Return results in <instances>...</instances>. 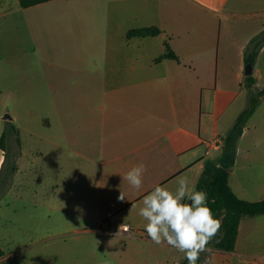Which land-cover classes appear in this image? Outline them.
Listing matches in <instances>:
<instances>
[{
	"label": "crops",
	"instance_id": "1",
	"mask_svg": "<svg viewBox=\"0 0 264 264\" xmlns=\"http://www.w3.org/2000/svg\"><path fill=\"white\" fill-rule=\"evenodd\" d=\"M235 18L246 28L235 29L230 23ZM259 20L261 29L251 33L248 27ZM145 27L162 33L127 36ZM263 29L264 0H50L28 8L19 0H0V34H9L0 60L10 62L11 98L18 97L23 83L27 93L34 91L37 73L40 82H51L53 74L75 71L83 76L81 81H97L101 89L75 90L68 94L70 100L65 95L69 92L57 86L52 97L58 101L36 113L34 124L22 126L18 117L12 118L18 130L12 137L22 147L20 132L26 130L28 139L52 140L80 148L85 156L104 157L103 182L129 195L121 210L134 207L127 210L130 223H121L119 230L124 224L148 237L147 221L138 215L143 197L156 186L175 191L180 177H188L196 189L205 160L221 153L211 145L222 139L247 105L245 49ZM166 41L179 61H157ZM64 51L84 58L71 66L61 58ZM263 56L264 47L254 67L256 90L264 88ZM3 89L0 86V92ZM77 100L86 107L78 108ZM263 145L264 100L239 141L230 174V186L243 199H264ZM6 147L0 148V175L9 158ZM30 153L44 156L45 151ZM24 155L22 150L14 157L13 174L20 171ZM139 164L147 171L136 190L123 177Z\"/></svg>",
	"mask_w": 264,
	"mask_h": 264
},
{
	"label": "rangeland",
	"instance_id": "2",
	"mask_svg": "<svg viewBox=\"0 0 264 264\" xmlns=\"http://www.w3.org/2000/svg\"><path fill=\"white\" fill-rule=\"evenodd\" d=\"M230 23L235 29L246 28L243 26L246 23L237 18ZM261 27L262 20H259L248 29L254 33ZM8 36L0 34V49L7 47L4 44L9 42ZM61 58L73 66L84 56L76 55V51H64ZM9 63V59L0 60V86L4 87V92H0V139L5 133L9 151L7 166L0 175V244L6 251L0 264L180 263L183 253L166 243L157 245L149 237L139 236L134 227L131 234H119V225L130 223L127 210L134 207L121 210L129 195L123 193L125 199L120 200L122 189L113 185L109 188L103 182L107 168L100 161L104 157L98 153L85 156L79 154L80 148L62 146L52 140L28 139L26 130L20 132L22 147L12 137L17 127L5 115L18 117V124L28 127L34 124L36 113L49 110L58 101L52 97L57 86L69 92L65 94L67 97L77 90L97 91L100 83L89 78L81 81L83 76L75 71L53 74L51 82H40L41 76L37 73L32 80L35 92L27 93L23 83L18 97L11 98ZM260 86L264 87V80ZM77 102L78 108L86 107L83 102ZM38 149L45 151L44 156L31 155V150ZM22 150L25 155L20 161V171L13 174V159ZM114 228L113 234L106 232ZM243 229L244 235L235 252L209 247L208 264H264V215L246 217Z\"/></svg>",
	"mask_w": 264,
	"mask_h": 264
},
{
	"label": "trees",
	"instance_id": "3",
	"mask_svg": "<svg viewBox=\"0 0 264 264\" xmlns=\"http://www.w3.org/2000/svg\"><path fill=\"white\" fill-rule=\"evenodd\" d=\"M23 8H28L50 0H19ZM162 33L157 27H145L133 29L128 33V37L133 36H156ZM165 53L157 59H174L179 61V57L172 50L168 41L165 43ZM264 47V29L248 43L245 49V64L255 67L260 51ZM244 85L248 90V102L245 109L239 114L234 125L222 137L221 153L217 158H207L204 169L199 177L196 190L204 191L208 196V206L212 209L215 218L219 219L222 227L219 234L213 238L208 247H213L219 251L233 252L236 249L240 226L244 217H257L264 215V199L251 201L239 197L229 183L231 170L234 167L238 155L239 141L247 127L251 117L264 100V88L255 89L256 77L245 76ZM15 132L18 134L17 128ZM0 148L7 151L6 134L0 139ZM16 169V168H15ZM14 169V170H15ZM6 256V251L0 244V259ZM206 252L200 254L197 264H205ZM178 264H188L187 259Z\"/></svg>",
	"mask_w": 264,
	"mask_h": 264
},
{
	"label": "clouds",
	"instance_id": "4",
	"mask_svg": "<svg viewBox=\"0 0 264 264\" xmlns=\"http://www.w3.org/2000/svg\"><path fill=\"white\" fill-rule=\"evenodd\" d=\"M146 171L144 164L133 166L123 179L139 190ZM177 184L175 191L156 186L143 197L138 215L147 221L145 230L153 243H166L183 253L188 264H197L201 253L211 251L208 245L219 234L222 223L208 206L206 192L196 190L188 177L178 178ZM119 198L125 199L122 192ZM120 227L124 232L129 230L124 224Z\"/></svg>",
	"mask_w": 264,
	"mask_h": 264
},
{
	"label": "water",
	"instance_id": "5",
	"mask_svg": "<svg viewBox=\"0 0 264 264\" xmlns=\"http://www.w3.org/2000/svg\"><path fill=\"white\" fill-rule=\"evenodd\" d=\"M244 74H245L246 76L253 75V74H254V67H253L251 64L246 65V68H245V72H244ZM4 118H5L6 120H11V119H12V117H11L9 114L5 115Z\"/></svg>",
	"mask_w": 264,
	"mask_h": 264
},
{
	"label": "built area",
	"instance_id": "6",
	"mask_svg": "<svg viewBox=\"0 0 264 264\" xmlns=\"http://www.w3.org/2000/svg\"><path fill=\"white\" fill-rule=\"evenodd\" d=\"M222 143H223V141H222V139L221 140H216L215 142H213V144L211 145L212 147H214V148H218V147H220L221 148V146H222ZM127 227H128V232H124L122 229L120 230V233H126V234H131V233H133V230L128 226V225H126Z\"/></svg>",
	"mask_w": 264,
	"mask_h": 264
}]
</instances>
